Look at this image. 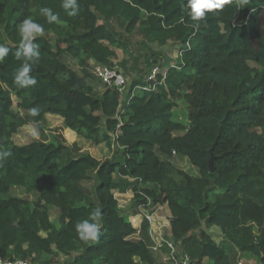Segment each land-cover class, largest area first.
<instances>
[{
  "label": "trees",
  "instance_id": "16d2710c",
  "mask_svg": "<svg viewBox=\"0 0 264 264\" xmlns=\"http://www.w3.org/2000/svg\"><path fill=\"white\" fill-rule=\"evenodd\" d=\"M64 3L0 0V45L9 49L0 59V153H11L0 155V257L157 264L149 220L136 227L130 214L167 205L168 237L196 264H236L238 257L264 264V0H230L199 21L189 0H76L71 16ZM25 18L43 33L31 40L39 57L28 76L36 83L20 87L15 77L25 61L15 53ZM170 42L182 48L178 64L149 81ZM115 49L127 56L122 69ZM65 58L79 61L81 71ZM92 62L131 77L128 103L119 88L93 84ZM180 96L190 104L187 128L174 119ZM32 108L39 114L30 115ZM48 114L62 117L63 127L51 130ZM25 125L57 136L17 144L13 136ZM65 128L107 144L113 156L82 152ZM175 155L188 157L198 174L177 168ZM16 187L38 198L11 194ZM129 191L131 204L122 208L116 194ZM50 206L60 211L59 226ZM84 222L97 226L95 237L81 239L77 225ZM213 226L230 247L207 232Z\"/></svg>",
  "mask_w": 264,
  "mask_h": 264
},
{
  "label": "rangeland",
  "instance_id": "374dc122",
  "mask_svg": "<svg viewBox=\"0 0 264 264\" xmlns=\"http://www.w3.org/2000/svg\"><path fill=\"white\" fill-rule=\"evenodd\" d=\"M261 22H262V28L264 30V14L261 16ZM134 39L138 40L141 39L142 36L135 31L134 33ZM35 36V35H34ZM153 47H155L156 49H159L160 47L157 44H153ZM163 51V56H162V64L159 66L161 72L163 73V75H166L167 69L170 66H176L178 64V61L181 57L182 54V48L180 45H176L174 46L171 42L165 46V47H161L160 48ZM118 53L117 58H115L113 61L115 62V64H118L115 67H118L119 69H122L119 66V63L124 60L125 58H127V56L125 55L124 51L121 49H115ZM135 50H137V48L135 47ZM65 60L69 61L70 65L78 70L81 71V66L79 64V61L77 60H72L70 58H65ZM96 66V64L94 62H92V64L90 65V70L94 72V67ZM128 78V87L127 90L124 92V103H126L130 97L128 96L129 92H130V82H131V77L127 76ZM93 84L100 90H104V88L106 87V85H104L102 83V81L98 78L97 81H94ZM136 92V91H135ZM14 98V107L16 110H18L17 107V102H18V98L16 96L13 97ZM189 110H190V104L188 103V101L186 100L185 97L180 96L178 98H175V106L173 108V112H174V119L178 122H182L186 128L190 126L191 122L189 121ZM47 122H48V126L51 130H54L56 128H62L63 127V119L62 117H60L59 115H54V114H48L47 115ZM57 131H53V132H46L44 135H42L38 130H35V128L31 125H25L23 127H21L19 129V131L13 136L14 141L17 144H28L31 143L35 140H38L40 138H45L48 140H52L54 139V137H56ZM176 134H183L185 133V131H177L175 132ZM63 134L65 136V138L68 140V142L70 144L73 143H77L76 145L79 146L82 150V152H86V153H91L93 155H95L98 158H106V157H111L113 156V151L107 146V144L102 143L100 145H96L94 144L92 141L86 140L82 137H80L79 135H77L74 131H72L69 128H65L63 130ZM173 164L179 168L182 169L190 174L193 175H197L198 174V169L191 163V161L189 160L188 157L185 156H180V155H175L173 158ZM85 184L88 187H92L94 182H85ZM11 194L13 195H17L20 197H24V198H28L30 200H36L38 197L36 194L34 193H28L24 188L21 187H16L11 191ZM120 206L122 208H127L132 201L133 198V192L129 191L126 194H121L118 193L116 194ZM59 209L50 206V217L51 220L57 225L59 226ZM153 214L155 216V223L157 226H163L165 229V232L167 234L170 233V228H171V224H170V210L169 207L167 205H162V206H158L157 208L154 209ZM139 215V217H138ZM144 213H138V214H130V220L131 222H133L136 226L140 223V219L143 220L144 218ZM207 231L212 235V237L217 240V242H223L224 238H223V233L222 230L217 227V226H213L209 229H207ZM43 235H46L45 232H43ZM223 244L226 245V247H230L229 244H226V241L223 242ZM169 253L168 252H164L158 250L155 251V258L157 260V264H171L169 263ZM67 260L66 256H59L58 258H56V261L60 264H64ZM258 264L257 261L255 259H248V258H242V257H238L236 259V264Z\"/></svg>",
  "mask_w": 264,
  "mask_h": 264
},
{
  "label": "clouds",
  "instance_id": "9594fccd",
  "mask_svg": "<svg viewBox=\"0 0 264 264\" xmlns=\"http://www.w3.org/2000/svg\"><path fill=\"white\" fill-rule=\"evenodd\" d=\"M229 2L230 0H189L192 19L194 21H199L204 18L205 11H212L213 9L221 8L225 3ZM70 6L72 7V11L68 14L70 16L75 15L78 11L76 0H65L63 7L67 10ZM42 13L47 17L49 22L57 20V16L52 13L51 9H42ZM18 31L22 39L21 46L15 53V58L23 59L25 63L16 75L15 82L20 87H27L28 85L36 83L34 78L28 76V73L31 71V64L29 62L35 63L39 57L38 46L31 43V40L34 35L43 33V26L37 24L31 19L25 18L18 26ZM8 52L9 49L7 47L0 45V59L6 56ZM39 111L38 108H32L30 109V115L36 116L39 114ZM10 154V152L0 153V155L3 156ZM98 214V211L94 212L92 217L95 218ZM77 230L81 239L87 240L90 237H95L97 226L95 224L84 222L77 225Z\"/></svg>",
  "mask_w": 264,
  "mask_h": 264
},
{
  "label": "built area",
  "instance_id": "2783aa9c",
  "mask_svg": "<svg viewBox=\"0 0 264 264\" xmlns=\"http://www.w3.org/2000/svg\"><path fill=\"white\" fill-rule=\"evenodd\" d=\"M94 72L97 78H99L104 85L109 87H117L125 95L124 92L127 90L129 83L126 75L122 71L108 65L97 64L94 67ZM158 72H161L159 66L154 68L153 72L148 77V80L149 81L155 80V77L158 74ZM148 205H151V201L148 202ZM155 208H152L153 211ZM153 211L147 210L144 211L143 213L145 214L144 217H146L149 220L151 225L150 233L153 239L155 240V245L153 246L154 251H158L161 248L166 247L170 255L169 260H174V264H196L195 262L192 261L188 253L180 249L179 246L175 243V241L171 240L168 237L170 234H167L165 232L163 226L156 225ZM0 264H35V263L24 259L10 260L0 257Z\"/></svg>",
  "mask_w": 264,
  "mask_h": 264
},
{
  "label": "water",
  "instance_id": "95a60500",
  "mask_svg": "<svg viewBox=\"0 0 264 264\" xmlns=\"http://www.w3.org/2000/svg\"><path fill=\"white\" fill-rule=\"evenodd\" d=\"M128 51H129V50H128ZM210 166H211L212 169L215 168V166H214V157H213V156H212V158H211V160H210Z\"/></svg>",
  "mask_w": 264,
  "mask_h": 264
},
{
  "label": "crops",
  "instance_id": "0c3cea01",
  "mask_svg": "<svg viewBox=\"0 0 264 264\" xmlns=\"http://www.w3.org/2000/svg\"><path fill=\"white\" fill-rule=\"evenodd\" d=\"M73 131V130H72ZM75 132V131H74ZM76 133V132H75ZM128 193V192H127ZM121 194H126V193H121ZM133 196H134V194H133ZM138 217H139V215H138ZM141 221H140V223L136 226L134 223V225L136 226V227H138V226H140V224H141V222H142V219H140ZM208 232V231H207ZM209 233V232H208ZM210 234V233H209ZM223 235V234H222ZM217 241V240H216ZM220 243V242H219ZM165 252V251H164Z\"/></svg>",
  "mask_w": 264,
  "mask_h": 264
}]
</instances>
